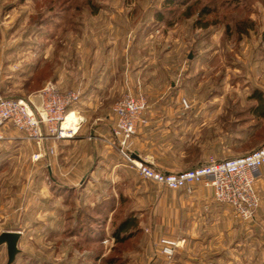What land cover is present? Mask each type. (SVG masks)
Masks as SVG:
<instances>
[{
    "label": "rangeland",
    "instance_id": "374dc122",
    "mask_svg": "<svg viewBox=\"0 0 264 264\" xmlns=\"http://www.w3.org/2000/svg\"><path fill=\"white\" fill-rule=\"evenodd\" d=\"M204 7L209 11H202ZM240 26L248 27L247 33H241ZM110 31L118 34L108 38L111 42L106 41ZM263 35L264 0H0V92L36 102L49 82L71 90L57 81L58 73L76 61H87L97 40L105 45L119 41L151 63L171 48L169 58L185 64L193 77L187 79L183 71L156 89L173 90L174 81L185 91L179 101L191 115L182 128L151 132L150 148L203 151L208 161L218 159L216 147L225 152L222 158L233 157L263 142L252 146L255 133L250 129L259 119L247 111L257 102L247 94L252 88L264 89ZM222 76L225 81H220ZM137 92L148 100L144 91ZM235 93L242 98H233ZM145 116L148 119L147 111ZM148 123L139 125L133 137ZM30 153L31 147L23 146L17 164L0 166V234L21 232L20 251L10 264H109L110 256L133 254L146 246L142 232L150 228L131 229L133 235L122 243L112 240L124 216H138L132 203L116 207L112 198H95L92 185L84 187L86 179L74 183L68 171L50 175L47 162H37L43 156L35 159L39 152ZM258 191L262 205L263 192ZM97 206L103 207L101 213ZM235 217L226 242L212 251L211 264H264L260 209L257 222ZM146 249L145 260L123 257V264H169L155 258V243ZM0 264H9L5 243L0 244Z\"/></svg>",
    "mask_w": 264,
    "mask_h": 264
},
{
    "label": "crops",
    "instance_id": "0c3cea01",
    "mask_svg": "<svg viewBox=\"0 0 264 264\" xmlns=\"http://www.w3.org/2000/svg\"><path fill=\"white\" fill-rule=\"evenodd\" d=\"M112 35L118 36L117 32L110 31L106 41ZM108 41L111 42L109 39ZM97 42V46L90 50L87 61H76L73 66H65L56 77L65 89L81 91V99L71 108L82 119L77 133L73 137L57 141L52 138L37 141L27 139L23 132L12 125H6L3 128L4 139L0 140V166L3 163L17 164L23 146L27 145L31 147L30 156L35 152L43 153L44 159L42 157L37 162H47L50 175L54 172L65 174L68 171L70 179L76 180L74 183L86 179L87 185L85 183L84 187L91 184L95 198H112L116 207L122 202L132 203L138 212V228H150V231L142 232L146 243L143 249H137L133 254L124 253L121 257L145 260L147 244L153 242L156 244L155 258L165 261L166 255L158 249L161 247V240L167 238L178 243L169 264H182L185 259L188 260L186 264H211L214 256L212 251L221 248L234 226L236 217L233 209L216 201L210 186L199 184L189 194L185 189L172 190L144 180L135 169L126 164L111 133L114 123L111 110L113 102L129 90L144 91L148 96L149 123L144 131L137 132L131 138L129 150L132 149L133 156L166 172L190 169L205 163L209 157L206 152L179 153L172 148L156 150L150 148V143L153 142L148 140L151 132L167 131L173 125L176 128L184 127L191 115L180 105L179 99L185 91L179 89L180 86L177 87L174 81L171 80L173 90H159L156 87L164 85L171 78L176 79L183 71L187 79L193 76L191 77L185 64L176 58H169V55H173L171 48L162 50L157 60L151 63L138 59L137 52L127 51L124 46H120L119 41L114 45H105L102 39ZM226 78L222 76L219 79L225 81ZM252 89L247 94L249 99H252ZM221 95L219 98H222ZM238 97L242 98L235 93L233 98ZM258 126L261 124L252 126L250 131L257 130ZM213 154L218 159H223L225 152L221 153L220 149L214 147ZM29 162L35 164L33 159ZM256 176L257 189L263 192L259 209L260 217L264 218V166L257 170ZM100 190H108L107 195ZM112 240L116 241L114 236Z\"/></svg>",
    "mask_w": 264,
    "mask_h": 264
},
{
    "label": "built area",
    "instance_id": "2783aa9c",
    "mask_svg": "<svg viewBox=\"0 0 264 264\" xmlns=\"http://www.w3.org/2000/svg\"><path fill=\"white\" fill-rule=\"evenodd\" d=\"M39 100L8 98L0 92V140L4 139L3 128L12 125L28 139L37 141L52 138L55 141L73 137L77 128L65 126L71 108L81 99L78 89L63 90L53 82L47 83L38 93ZM148 100L143 92L127 91L112 106L114 123L112 136L124 159L144 179L172 190L185 189L189 194L199 184L213 188L216 201L233 208L235 215L243 221H254L261 205V196L256 186V172L264 166V143L259 147L233 157L211 158L196 167L180 171H162L136 159L129 144L137 127L146 124L145 113ZM53 152V150H51ZM42 152L34 155L35 159ZM178 243L164 238L161 252L170 261Z\"/></svg>",
    "mask_w": 264,
    "mask_h": 264
},
{
    "label": "trees",
    "instance_id": "16d2710c",
    "mask_svg": "<svg viewBox=\"0 0 264 264\" xmlns=\"http://www.w3.org/2000/svg\"><path fill=\"white\" fill-rule=\"evenodd\" d=\"M202 11L208 12L209 10L204 7ZM201 14H203V12H201ZM158 17H162L160 13L158 14ZM239 31L245 34L248 31V27L240 26ZM250 98L255 99L257 102L256 104H253L247 111L259 119V121L257 122L258 125L261 124V126H258V129L254 131L255 134L251 137L252 146H256L261 141H263L262 143H264V92L259 88H255L250 95ZM256 124L252 125L255 126ZM96 209L98 213H101L103 207L97 206ZM137 225V217H135L133 214L124 216L114 227L112 232V235L115 237L116 242L122 243L127 241V238L129 239L133 235L132 232L129 231H131V229L138 228ZM121 256L122 255L110 256L108 259V263L115 264L119 261L118 264H123V257Z\"/></svg>",
    "mask_w": 264,
    "mask_h": 264
},
{
    "label": "water",
    "instance_id": "95a60500",
    "mask_svg": "<svg viewBox=\"0 0 264 264\" xmlns=\"http://www.w3.org/2000/svg\"><path fill=\"white\" fill-rule=\"evenodd\" d=\"M21 237L20 231H4L0 234V244L5 243L7 245L8 263H12L20 249L18 242Z\"/></svg>",
    "mask_w": 264,
    "mask_h": 264
},
{
    "label": "bare ground",
    "instance_id": "6f19581e",
    "mask_svg": "<svg viewBox=\"0 0 264 264\" xmlns=\"http://www.w3.org/2000/svg\"><path fill=\"white\" fill-rule=\"evenodd\" d=\"M78 120H79V116L77 114L76 111H70L66 120H65V126H70L74 129L77 128V123H78Z\"/></svg>",
    "mask_w": 264,
    "mask_h": 264
}]
</instances>
